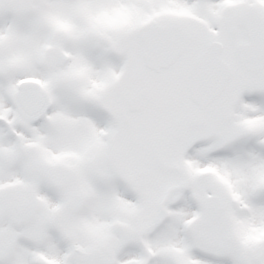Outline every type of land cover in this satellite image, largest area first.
I'll return each instance as SVG.
<instances>
[{"label":"snow or ice","instance_id":"1","mask_svg":"<svg viewBox=\"0 0 264 264\" xmlns=\"http://www.w3.org/2000/svg\"><path fill=\"white\" fill-rule=\"evenodd\" d=\"M0 264H264V0H0Z\"/></svg>","mask_w":264,"mask_h":264}]
</instances>
